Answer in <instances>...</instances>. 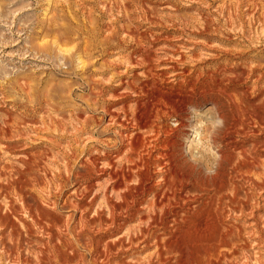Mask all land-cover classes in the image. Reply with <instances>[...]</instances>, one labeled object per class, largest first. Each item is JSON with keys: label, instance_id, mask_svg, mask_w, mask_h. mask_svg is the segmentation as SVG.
Returning a JSON list of instances; mask_svg holds the SVG:
<instances>
[{"label": "rangeland", "instance_id": "374dc122", "mask_svg": "<svg viewBox=\"0 0 264 264\" xmlns=\"http://www.w3.org/2000/svg\"><path fill=\"white\" fill-rule=\"evenodd\" d=\"M152 74L161 91L201 109L214 97L181 89L179 80L232 79L260 107L261 118L248 121L250 138H242L264 154V0H0V264H159L158 241L136 232L148 204L113 221L104 198L109 172L128 166L130 141L143 140L141 153L158 138L145 161L153 191L162 189L161 155L184 163L188 111L162 113L155 132L140 137L133 128L131 86ZM172 117L185 125L173 129ZM236 184L237 203L218 205L224 259L198 249L193 263L264 264V191ZM188 191L191 212L205 217L209 196ZM163 254L169 264L179 258Z\"/></svg>", "mask_w": 264, "mask_h": 264}, {"label": "bare ground", "instance_id": "6f19581e", "mask_svg": "<svg viewBox=\"0 0 264 264\" xmlns=\"http://www.w3.org/2000/svg\"><path fill=\"white\" fill-rule=\"evenodd\" d=\"M54 44H56L59 51L62 53L70 54V52L73 51L72 49H64L57 41H54L53 45ZM79 59L82 67H84L86 61L82 59L80 53ZM147 78L148 81L146 83L145 80H143L142 82L144 83H141V85L134 86L132 84L131 86V91L136 94L137 97V99L133 100L134 105L131 107V116H133V123L135 125L133 127L134 130L139 131V133L136 134L138 137H140L141 132H155L153 128L156 126L155 123L160 119L162 113H174L181 116L187 111L188 105L192 104L191 99L187 98L180 102L174 95L161 91L160 84L155 82L153 74L149 75ZM177 85L184 90L190 88L194 92L202 91L207 96L214 97V99L211 100L218 105L220 113L225 119L224 127L213 137V142L219 147L222 156L217 175L211 178L206 177L203 180L200 178L202 174L201 170H194L190 165L183 163L181 159L177 158L174 153H172L174 155L165 153L161 155L164 161L160 163L157 162L158 167L162 170L161 172H163V177L161 178L163 181L161 185L162 189L153 191L152 187H147L150 185V183L147 182H151V179L144 174L149 170V165L146 164L145 161L146 158L150 159L152 157V148L156 149L159 146L157 136H160V134L156 133L157 136L155 135V137L157 141L154 144V141L148 144L146 143V150L141 151V153L138 151L141 147L143 148V140L140 141L137 139L138 142L137 140H133L127 144L129 149L128 154L125 156V160L128 166L124 165L120 173H115L114 169V171L112 170L113 172H109V181L111 180L113 184L106 187L108 189H106L104 194L105 208L113 221H117L120 213H125L126 215L127 213H134L136 207L139 205L148 204V213L147 215L139 216L141 227H139L136 232H139L141 238L154 237V240L156 239L158 241L154 253L157 255L159 264H169L167 259L170 256L166 259L163 254L166 253V250L175 252L179 255L175 264H195L192 261L195 258L193 259L192 256L198 249L203 250L205 258L209 256L212 258L211 256L213 254H219L221 248L222 250L225 249L223 246L228 242H226L228 233L224 232L226 228L223 231L221 229L220 214H218L220 208L218 209V205L222 202L234 205L237 203L236 200L238 199L239 187L236 183L240 180H243V182L245 181V184L247 183L253 191H264V173L260 171V169H264L261 168L264 167V154L258 151V143H253V147L251 146L249 149L246 145V141L242 138L243 136L245 138L247 137V139L250 138L248 132V123L250 122L248 121L261 118L260 107L258 108L256 105L250 104L247 100L242 98L237 93L238 91L236 92L234 88L235 82L232 79L223 81L217 79L212 74H205L198 75L193 80L186 77L183 80H179ZM110 115L112 116V114ZM183 124V121H181V127ZM251 132L253 131H250V133ZM238 137H240V139ZM142 152H144L143 155ZM146 165L147 169H144L143 167ZM259 171L261 175L258 174ZM146 179L150 180L147 181ZM134 182L140 186L139 189L133 187L135 185ZM189 187H200L202 189V194L209 196V202L204 204L205 217L203 218H199L198 214H194L193 211L191 212L193 199L186 195L183 196V192L189 193ZM190 190H193V188ZM110 192L115 195L117 200H114ZM150 195H152V198L149 201L146 197ZM137 204L139 205L136 206ZM200 204L201 203H199V205ZM195 208L197 207L195 206ZM195 208L193 210H195ZM138 210L137 213H142L141 210ZM232 211L236 212V207ZM170 223H173V225ZM169 225L173 227V231L169 230ZM182 227L186 229L185 232L187 236L192 237L190 243L187 242V244H185L183 242L185 238H183V235L186 234H184ZM152 228H157L156 230L158 231H164L165 235L168 237H165L166 239H161L160 236H158L159 234L157 235ZM225 235L227 236L225 237ZM162 243H164V248L166 250H162ZM225 254L224 252L223 255ZM167 255L168 254H166V256ZM221 257L223 256L220 252L217 257V262L220 261ZM199 259L200 257L197 258V260Z\"/></svg>", "mask_w": 264, "mask_h": 264}, {"label": "clouds", "instance_id": "9594fccd", "mask_svg": "<svg viewBox=\"0 0 264 264\" xmlns=\"http://www.w3.org/2000/svg\"><path fill=\"white\" fill-rule=\"evenodd\" d=\"M187 111V122L183 129L187 135L181 137L184 163L194 170H202L206 177H214L220 168L222 156L213 137L224 127L225 119L215 103L204 109L190 104ZM169 123L173 129L181 126L176 117H172Z\"/></svg>", "mask_w": 264, "mask_h": 264}]
</instances>
